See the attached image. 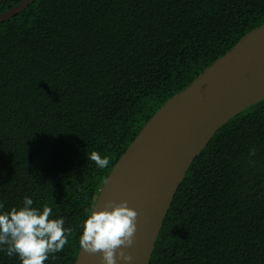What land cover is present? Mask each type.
Masks as SVG:
<instances>
[{
	"label": "trees",
	"instance_id": "1",
	"mask_svg": "<svg viewBox=\"0 0 264 264\" xmlns=\"http://www.w3.org/2000/svg\"><path fill=\"white\" fill-rule=\"evenodd\" d=\"M263 23L264 0H35L0 23V213L29 197L64 219L45 264H75L87 209L146 122ZM3 248L0 264H21ZM149 264H264V100L194 159Z\"/></svg>",
	"mask_w": 264,
	"mask_h": 264
},
{
	"label": "water",
	"instance_id": "2",
	"mask_svg": "<svg viewBox=\"0 0 264 264\" xmlns=\"http://www.w3.org/2000/svg\"><path fill=\"white\" fill-rule=\"evenodd\" d=\"M34 1L21 0L0 13V23ZM263 100L264 23L241 37L146 122L110 171L93 205L100 211L108 201H127L138 213L133 245L124 249L132 256L130 264H149L177 189L217 130ZM75 264H102V257L79 249Z\"/></svg>",
	"mask_w": 264,
	"mask_h": 264
},
{
	"label": "clouds",
	"instance_id": "3",
	"mask_svg": "<svg viewBox=\"0 0 264 264\" xmlns=\"http://www.w3.org/2000/svg\"><path fill=\"white\" fill-rule=\"evenodd\" d=\"M88 158L100 169L110 162L109 157L102 158L96 151ZM32 205L33 200L25 197L19 209L13 207L0 213V246L9 257L18 256L21 264H45L50 255L63 251L72 229L64 227L63 218L51 219L50 207L45 205L41 211ZM87 212L79 237L80 249L89 255L99 253L102 264H117V260L130 264L132 256L124 249L133 245L138 213L128 207L127 201H108L103 210L89 208Z\"/></svg>",
	"mask_w": 264,
	"mask_h": 264
}]
</instances>
